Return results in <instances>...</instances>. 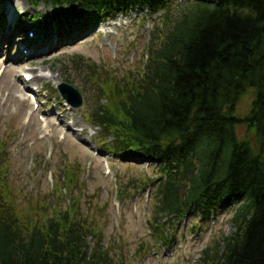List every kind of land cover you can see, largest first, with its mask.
Listing matches in <instances>:
<instances>
[{"label":"trees","instance_id":"1","mask_svg":"<svg viewBox=\"0 0 264 264\" xmlns=\"http://www.w3.org/2000/svg\"><path fill=\"white\" fill-rule=\"evenodd\" d=\"M26 1L64 14L165 10L163 26L137 47L136 69L104 72L96 84L104 103L85 118L100 128L112 154L133 152L159 164V177L143 185L156 189V214L172 218L155 224V245L174 240L165 225L234 205L228 220L234 231L204 250L202 264H264V0H196L176 10L169 0ZM72 63L77 73L84 65L90 80L99 79L89 60ZM248 92L251 108L239 118L236 106ZM2 153L1 145L0 168ZM73 212L56 204L49 218L35 221L31 214L23 223L0 203V264H118L97 228V242L88 241V214Z\"/></svg>","mask_w":264,"mask_h":264},{"label":"rangeland","instance_id":"2","mask_svg":"<svg viewBox=\"0 0 264 264\" xmlns=\"http://www.w3.org/2000/svg\"><path fill=\"white\" fill-rule=\"evenodd\" d=\"M182 2L171 4L176 7ZM10 12L16 19L23 16L14 26L8 25ZM117 14L64 17L44 6L31 9L26 0H0V203L10 205L25 223L31 214H36L35 220L47 215L52 202L66 208L67 199L77 210L91 211L89 221L102 229L114 258L125 256L124 264H202L204 250L234 231L226 209L209 221L179 222L174 227L178 233L174 247L160 255L151 251L149 256L146 251L155 241L158 219L151 217L153 223L147 226L152 190L142 183L155 179V173L145 161L125 163L106 152L94 141L95 131L82 121V112L100 101L98 88L84 82L71 61L78 56L90 60L99 70V81L105 80L103 67L113 75L124 67L135 70L137 47L149 40L153 26H163L164 12ZM26 31L34 33L33 40L25 39ZM23 75L33 77L30 84L22 85ZM64 78L83 94L82 108L71 109L54 93ZM34 90L37 107L26 98ZM251 103L248 92L240 98L236 115L245 117ZM237 133L243 137V128H237ZM129 182L130 196L120 199L119 188Z\"/></svg>","mask_w":264,"mask_h":264},{"label":"water","instance_id":"3","mask_svg":"<svg viewBox=\"0 0 264 264\" xmlns=\"http://www.w3.org/2000/svg\"><path fill=\"white\" fill-rule=\"evenodd\" d=\"M59 90H60L62 96L64 98H66L69 102L73 103V105L75 107L80 106V104H81V96L79 95V93L76 90H74L69 85H65V84L60 85L59 86Z\"/></svg>","mask_w":264,"mask_h":264}]
</instances>
